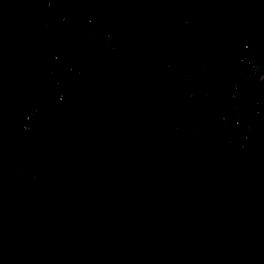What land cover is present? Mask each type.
Segmentation results:
<instances>
[{
  "label": "trees",
  "instance_id": "1",
  "mask_svg": "<svg viewBox=\"0 0 264 264\" xmlns=\"http://www.w3.org/2000/svg\"><path fill=\"white\" fill-rule=\"evenodd\" d=\"M102 5L129 29L86 61ZM243 55L264 58V0H0V264H264Z\"/></svg>",
  "mask_w": 264,
  "mask_h": 264
},
{
  "label": "rangeland",
  "instance_id": "2",
  "mask_svg": "<svg viewBox=\"0 0 264 264\" xmlns=\"http://www.w3.org/2000/svg\"><path fill=\"white\" fill-rule=\"evenodd\" d=\"M112 1V0H109ZM104 11V15L102 16L100 11L97 12H90L86 11L84 12V18L86 21H88L90 24H88V29L91 28H96L99 20H102L103 18L107 20L108 22L105 23L102 27L101 30H98V34H95V38L97 40L94 41H87V44L84 45L83 53L86 56V61H88V58L91 57V52L94 50V47H96V43L102 44L106 43L107 45L113 43V42H118L119 40H122L124 38V35L128 32L129 29V24L125 21V16L124 15H118V13L113 14L112 16H108V10L105 9V5H102L100 7ZM193 9V8H192ZM195 10H192L193 14V21L197 19L198 14L196 13ZM189 20H186L185 23L190 25L191 23H188ZM191 22V21H190ZM128 26V27H127ZM192 27L195 26V23L192 22ZM248 27V22H245L242 25V29H245ZM182 26H178L179 32L174 33L175 39H174V46L173 47H181V45L185 44L188 45L190 44L191 40L189 38V35L186 34V31L184 32V29ZM84 33V32H83ZM88 34V32H87ZM86 35V33H84ZM79 35L74 31L71 36V41H70V46L71 48L74 47V42L77 39ZM94 42V43H93ZM249 43V42H248ZM159 51V50H158ZM162 51L161 53H163ZM264 77V75L262 76ZM76 88V87H75Z\"/></svg>",
  "mask_w": 264,
  "mask_h": 264
},
{
  "label": "built area",
  "instance_id": "3",
  "mask_svg": "<svg viewBox=\"0 0 264 264\" xmlns=\"http://www.w3.org/2000/svg\"><path fill=\"white\" fill-rule=\"evenodd\" d=\"M250 45L249 44H245V48H248ZM241 61H244L247 63L251 74L250 77L254 78L257 75H260L262 72V69L264 68V58H248L246 55H243L241 58ZM70 71H73V68H69ZM237 89V86H236ZM237 95L234 94L233 97H236ZM249 125V124H248ZM28 127V124H27Z\"/></svg>",
  "mask_w": 264,
  "mask_h": 264
}]
</instances>
